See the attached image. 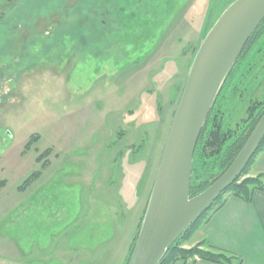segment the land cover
Returning <instances> with one entry per match:
<instances>
[{"label": "rangeland", "instance_id": "rangeland-1", "mask_svg": "<svg viewBox=\"0 0 264 264\" xmlns=\"http://www.w3.org/2000/svg\"><path fill=\"white\" fill-rule=\"evenodd\" d=\"M232 1L0 0V264H126L190 63ZM263 94L264 24L216 108L237 119Z\"/></svg>", "mask_w": 264, "mask_h": 264}, {"label": "water", "instance_id": "water-1", "mask_svg": "<svg viewBox=\"0 0 264 264\" xmlns=\"http://www.w3.org/2000/svg\"><path fill=\"white\" fill-rule=\"evenodd\" d=\"M264 20V0H233L199 44L165 138L145 211L126 264H159L173 242L242 172L264 138V110L229 166L190 196L199 135L229 72Z\"/></svg>", "mask_w": 264, "mask_h": 264}, {"label": "trees", "instance_id": "trees-1", "mask_svg": "<svg viewBox=\"0 0 264 264\" xmlns=\"http://www.w3.org/2000/svg\"><path fill=\"white\" fill-rule=\"evenodd\" d=\"M263 24L264 20L247 41L239 58L243 55L252 39H254L260 32V28ZM239 58L223 83L199 135L193 156L190 196H194L210 186L229 166L244 144L260 114L264 110V94L259 98H249L248 106L244 115L238 117L237 119H233L232 117L234 111L227 114L222 109L216 108L222 91L226 86V83L229 80ZM233 94L234 97L239 98L243 94V91H235ZM36 138L37 136L31 135L26 147L31 145ZM263 151L264 138L249 159L241 174L224 191H222L211 203V205L173 242L159 264H173L177 261H182L184 264H194L198 260L225 264L231 260L232 257L227 253L211 248L203 243H197L190 246H187L186 244L191 242L194 233L208 220L212 213L224 204L227 195H231L248 202L252 199L255 191L259 190L264 192V175L261 173L253 175L250 172L255 160ZM44 152H47V150ZM42 154H39L36 158L38 162L43 160ZM46 164V160H44L41 167H44ZM38 174V172L31 173L24 180L23 184L30 182L32 179L37 177ZM5 185L6 180L0 178V190ZM143 214L140 217L137 231L140 227ZM135 239L136 236L134 237L129 249L128 258L133 248Z\"/></svg>", "mask_w": 264, "mask_h": 264}, {"label": "crops", "instance_id": "crops-1", "mask_svg": "<svg viewBox=\"0 0 264 264\" xmlns=\"http://www.w3.org/2000/svg\"><path fill=\"white\" fill-rule=\"evenodd\" d=\"M251 173L264 175V151L255 160ZM191 240V245L203 243L230 255L231 260L225 264H264V192L255 191L248 202L227 195L224 204L197 229ZM194 264L220 263L198 260Z\"/></svg>", "mask_w": 264, "mask_h": 264}, {"label": "flooded vegetation", "instance_id": "flooded-vegetation-1", "mask_svg": "<svg viewBox=\"0 0 264 264\" xmlns=\"http://www.w3.org/2000/svg\"><path fill=\"white\" fill-rule=\"evenodd\" d=\"M0 96H1V94H0Z\"/></svg>", "mask_w": 264, "mask_h": 264}]
</instances>
